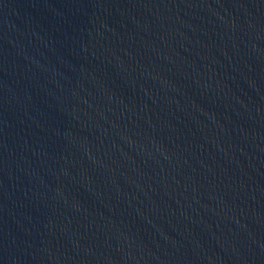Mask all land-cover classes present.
<instances>
[{
	"label": "water",
	"instance_id": "obj_1",
	"mask_svg": "<svg viewBox=\"0 0 264 264\" xmlns=\"http://www.w3.org/2000/svg\"><path fill=\"white\" fill-rule=\"evenodd\" d=\"M264 141V0H0V264H69Z\"/></svg>",
	"mask_w": 264,
	"mask_h": 264
}]
</instances>
